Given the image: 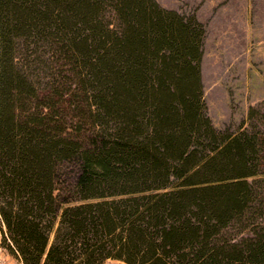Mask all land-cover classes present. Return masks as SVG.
<instances>
[{
    "label": "trees",
    "instance_id": "16d2710c",
    "mask_svg": "<svg viewBox=\"0 0 264 264\" xmlns=\"http://www.w3.org/2000/svg\"><path fill=\"white\" fill-rule=\"evenodd\" d=\"M204 35L194 15L156 0H0V231L10 255L264 264V113L249 108L250 129L213 126ZM70 161L77 173L60 206L57 169Z\"/></svg>",
    "mask_w": 264,
    "mask_h": 264
},
{
    "label": "rangeland",
    "instance_id": "374dc122",
    "mask_svg": "<svg viewBox=\"0 0 264 264\" xmlns=\"http://www.w3.org/2000/svg\"><path fill=\"white\" fill-rule=\"evenodd\" d=\"M156 2L179 14L194 15L204 28L200 77L206 113L213 126L233 133L240 127L250 129L249 108L264 113V0ZM198 17H204L205 22ZM259 128L264 132V122ZM76 173L75 161L57 169L55 194L60 196V206L68 204L67 191ZM18 262L3 247L0 231V264H21Z\"/></svg>",
    "mask_w": 264,
    "mask_h": 264
},
{
    "label": "crops",
    "instance_id": "0c3cea01",
    "mask_svg": "<svg viewBox=\"0 0 264 264\" xmlns=\"http://www.w3.org/2000/svg\"><path fill=\"white\" fill-rule=\"evenodd\" d=\"M163 7H165V8H169V9H172V7H168V6H166V5H163ZM200 22H202V23H204L205 22V20H204V17L203 18H197ZM223 32V31H222ZM221 40V39H220ZM14 258V257H13ZM14 260L15 261H17L18 262V260L16 259V258H14ZM19 263V262H18Z\"/></svg>",
    "mask_w": 264,
    "mask_h": 264
},
{
    "label": "built area",
    "instance_id": "2783aa9c",
    "mask_svg": "<svg viewBox=\"0 0 264 264\" xmlns=\"http://www.w3.org/2000/svg\"><path fill=\"white\" fill-rule=\"evenodd\" d=\"M103 264H123V263L118 262V261L107 260Z\"/></svg>",
    "mask_w": 264,
    "mask_h": 264
}]
</instances>
